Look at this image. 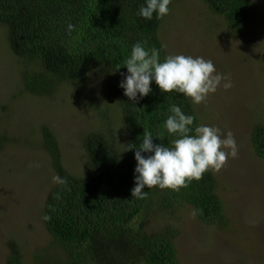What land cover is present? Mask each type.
I'll return each mask as SVG.
<instances>
[{
  "label": "trees",
  "instance_id": "trees-1",
  "mask_svg": "<svg viewBox=\"0 0 264 264\" xmlns=\"http://www.w3.org/2000/svg\"><path fill=\"white\" fill-rule=\"evenodd\" d=\"M212 14L223 18L234 35L246 33L255 14L251 0H202ZM145 0H0V26L9 47L29 66L23 85L31 95H47L52 86H71L82 102L98 117L99 127L90 128L81 140L85 154L82 173L63 164L60 144L48 126L41 130L42 150L49 157L54 176L46 194L42 221L52 239L54 253L34 256L33 264H178L175 239L177 222L185 206L197 210L206 225L224 227L226 218L213 172H205L179 191L145 188V198L131 197L134 187L136 149L144 131L162 134L166 146L176 137L163 127L169 106L179 105L195 115V105L176 92H152L131 101L119 87L124 61L137 41L161 49L162 19L145 20L137 15ZM260 16V14L258 15ZM71 23L74 29L67 31ZM264 31V21L261 30ZM264 34V32H263ZM105 75V91L99 98L87 88L91 74ZM0 132V148L5 143ZM253 152L264 159V121L250 133ZM144 155H147L144 153ZM48 215L49 220L43 217ZM5 264H23L22 248L15 238L7 240Z\"/></svg>",
  "mask_w": 264,
  "mask_h": 264
},
{
  "label": "rangeland",
  "instance_id": "rangeland-1",
  "mask_svg": "<svg viewBox=\"0 0 264 264\" xmlns=\"http://www.w3.org/2000/svg\"><path fill=\"white\" fill-rule=\"evenodd\" d=\"M251 1L255 17L240 35H234L202 0H172L170 13L162 19L161 37L170 54L210 59L217 72L231 78L230 89L220 87L195 109L199 124L230 130L238 146L235 159L229 157L219 171H212L226 225H206L185 206L175 223L178 264H264V159L256 156L250 143L253 126L264 121V0ZM28 67L11 51L0 26V132L6 139L0 148V264H5L9 238L20 243L23 264L54 253L42 221L54 177L42 150V127L53 132L63 164L75 173L85 171L82 136L99 127L96 114L69 85L52 86L41 97L26 92L22 74ZM87 84L100 98L105 75L91 74Z\"/></svg>",
  "mask_w": 264,
  "mask_h": 264
},
{
  "label": "clouds",
  "instance_id": "clouds-1",
  "mask_svg": "<svg viewBox=\"0 0 264 264\" xmlns=\"http://www.w3.org/2000/svg\"><path fill=\"white\" fill-rule=\"evenodd\" d=\"M172 0H145L137 13L145 20L163 19L170 13ZM74 25L69 23L67 31ZM8 42V40H7ZM9 45V44H8ZM147 41H137L123 65L119 87L131 101L138 102L152 92L154 82L162 94L176 92L190 99L193 105L204 103L210 94L220 87L225 90L232 85L231 78L217 72L212 60L202 56L169 54L160 59V49L147 48ZM167 48L162 42L161 49ZM163 127L169 135L176 137L166 146L165 137L158 134L160 143H154L153 135L144 131L139 145L129 143L125 150L136 149L137 161L134 169V187L131 197L144 199L145 188L158 187L179 191L193 180H200L205 172L219 171L228 158L238 156V146L233 133L218 126L199 124L193 128L195 115L186 114L177 104L169 106ZM227 149L228 151H225ZM146 153L147 155H144ZM38 167L39 165H34ZM53 182L66 185L67 180L54 176ZM197 210H193L195 216ZM45 221L50 217L45 215Z\"/></svg>",
  "mask_w": 264,
  "mask_h": 264
}]
</instances>
